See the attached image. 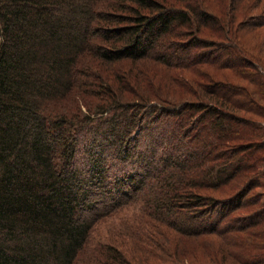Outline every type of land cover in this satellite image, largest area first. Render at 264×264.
Wrapping results in <instances>:
<instances>
[{"label":"trees","instance_id":"16d2710c","mask_svg":"<svg viewBox=\"0 0 264 264\" xmlns=\"http://www.w3.org/2000/svg\"><path fill=\"white\" fill-rule=\"evenodd\" d=\"M249 1L0 0V264H79L77 257L102 216L94 210L100 198L122 201L129 190L132 195L139 192L152 168L149 157L163 164L170 158V162L185 165L194 156L196 150L184 157H171L166 146L172 144L173 136L204 150L210 143L201 139L202 135L215 142L210 149L216 151L212 157L218 163L206 165L198 183L192 184L193 180L190 187L218 189L241 169L256 171L262 157L248 152L246 159L245 150L264 148V62L258 50L253 52L248 47L251 40L258 45L259 35L235 34L239 21V28L248 26L244 30L257 26L246 25L244 20L241 5ZM234 10L243 16L238 22H234ZM212 21L223 30V35L215 36L224 38L227 47L234 50L224 43L214 45L225 55L235 56L242 68L235 69L230 62L217 64L219 69L222 65L233 73L221 75L229 81H215L204 91L199 90L203 100L166 108L158 103L143 104L142 100L149 102V94L138 95L135 86V93L129 90V96L123 90L118 93L125 86L123 79L110 81L104 75V67H113L108 70L110 74L123 62L131 67L143 60L170 66V55L161 49L153 53L152 44L182 27L189 29L188 41L168 45L176 48L175 53L180 49L181 54L190 55L182 57L183 62L202 61L204 53L196 55L192 48L205 45L199 36ZM136 75L139 83L137 71ZM186 82L193 84L191 80ZM128 85L127 89L132 88ZM187 92L192 97V92ZM184 94L183 99L187 98ZM137 98L140 102L130 103ZM188 110L196 112L200 122L204 118L201 123L207 122L208 127L198 124L186 138L189 133L179 116ZM238 110L248 112L250 117L235 115ZM145 115L152 125L159 118L173 119L180 134L167 136L165 127L154 137L149 129L152 126L145 127ZM124 118L129 122L125 130H120L118 121ZM231 125L235 132L231 133ZM136 126L137 134L140 128L149 129L143 143L138 137L129 138ZM161 137L166 145L159 153L153 146ZM231 140L239 143L229 148ZM229 154L241 157L232 165L226 162ZM158 177L163 187L161 209L169 211L174 201L187 199L177 193L166 176ZM250 186L241 185L238 193L221 201L202 195L191 197L203 206L197 218L207 213L206 208L218 209L198 223L190 225L186 219L180 220L186 227L180 232L187 234L188 228L195 227L196 232L213 234L223 222L221 228L227 231L239 226L240 220L248 222L236 227L239 233L263 225L264 204L244 217L232 215L241 208ZM168 187L175 194L167 196ZM148 196L143 195L141 201ZM262 232L264 236V229ZM258 239L253 237L238 246L241 255H247L242 264H264V249ZM104 248V260L90 264H128L113 246ZM226 258L221 264H226Z\"/></svg>","mask_w":264,"mask_h":264},{"label":"rangeland","instance_id":"374dc122","mask_svg":"<svg viewBox=\"0 0 264 264\" xmlns=\"http://www.w3.org/2000/svg\"><path fill=\"white\" fill-rule=\"evenodd\" d=\"M241 6L243 7L242 13L245 15L244 20L246 21V25L254 24L257 26H253V29L251 28L246 30L244 29L248 26H244L245 28H239L240 21L238 22V20H240L243 16L241 13V16L236 14V11L234 10L236 15L234 22H238V30H236L235 34L259 35L258 45L255 43L254 45L251 40L248 47L253 52L258 50L259 55L264 62V26H261L264 24V0H262L260 5L259 0H250L248 3L246 2ZM204 29H206V32L199 36V39L205 40V45L203 46V44H198L201 48H192V51H194L195 54L199 52L204 53L202 61H195L192 63H189V61L183 62L180 59L182 57L187 58L190 55L181 54V52L178 51L180 49H177V53H175L176 48L171 49L170 47L172 46L168 45L171 42L173 44H178L188 41L189 38L187 35H189V29L182 27L173 29L172 34L170 35L157 38L152 44L153 48H155L153 53L161 49L163 50V53H166V56L169 57L170 55V61H172L170 66H158L156 62H152L150 60L146 62L143 60L137 62L131 67L123 62L115 66L114 68L117 69L112 70L110 74H108V70L113 67H104V75L108 76L107 79H110V81H113L112 78L116 79L121 77L125 86L129 83V87L132 85V88L130 89L122 86L119 88L118 93L123 90L124 93L129 96V90H132L135 93V88L133 87L135 86L136 89L138 88V95H150L149 102H143V100L140 102L139 98H137L133 99L130 103H158L162 108H166L167 105H176L177 103L182 104V102H199L200 100H203L200 95L202 94L200 91H204L203 89L205 86H208L215 81H225L227 78L224 80V78H221V75H230L233 73L231 72L232 69L223 68L225 66L222 65L221 69H219L218 67L220 66L217 64L230 62L233 64L235 69L242 68V64L238 62L235 56L232 57V54L225 55L224 53L226 52L221 51L220 48L214 45L216 43H224L226 48H230L231 51L234 50L232 47H227V43L224 38L218 39L215 36L223 35V30L221 28L217 29L214 21H212L209 26H205ZM136 71L139 75V79L141 77L139 83V80H136L135 77L137 76ZM210 76H212V78L207 80ZM129 79H131L132 82ZM186 80L193 81V84L186 82ZM238 82L241 85L245 84L243 80H237V83ZM187 91L192 92V97ZM181 93H185L184 97L187 98H181ZM130 97H133V95ZM204 98L208 99V103L212 102L209 101L210 98H207L206 95ZM262 105L264 106V104ZM162 110L164 111L165 109ZM234 114L240 116L241 118L250 117L248 112L246 113L239 110L235 111ZM149 120L150 119L147 118V115H145L143 118L145 127L152 126L149 127V129L153 130L152 132L154 133V137H156V133H158V131L162 130V128L165 129V127H167V129H165L166 131L164 130L167 136L171 137L172 135L179 133L177 125H174V121L171 118L169 119L166 117V119H156L153 125L149 122ZM179 120L185 125L183 128H185L186 134L187 132L189 133L186 138L191 137L193 134L192 132L195 131L194 128H196L198 124H201L204 129L208 127L207 122H204L203 124L201 123L202 120L200 122V117H198L194 111L188 110V112L182 113L181 116H179ZM118 122L119 129L125 130V124L127 122L126 118L120 119ZM230 127L231 133L235 132L234 126L231 125ZM137 129L138 128L136 126L133 130L134 132L131 133L129 138L133 139L138 137V141L140 140L143 143L149 129L140 128L138 130V134ZM240 129L237 132H240ZM234 136L235 135H233V137ZM161 139L162 137L155 139L154 142H156V145L153 146L154 151L159 153L166 145L164 140L169 138L167 137L166 139ZM201 139L210 143L205 150L201 149L200 145H191L185 141L183 142L182 138L178 139L173 136L172 144H168V146H166L171 157L179 154L184 157L196 150L194 156L187 160V164L178 165L174 163L173 160L170 162L169 158L166 163H164L166 164V168L159 173L161 166L164 165L163 161H160L156 157L153 159L149 157L148 161L152 162V168L151 166L149 167V177L147 180H144V187L141 188L139 192L132 195V192L129 190V192L125 194L122 201H117V199L113 197L112 199H109V197L100 198V201L98 200V203L94 205V210H99L102 216H100L91 228L87 244H85L84 248L77 257V263L90 264L95 260L103 261V253L105 252L104 247L108 246H113L115 248L114 250L118 252L121 259L128 264H221V261L226 258V254L229 255L227 256L228 259L226 258V264H232V261L242 264L247 255H241L242 253L238 251V246L242 245L241 243L243 242H250L253 237L261 238V241L258 239L257 243L261 242L260 247L264 249V236H262L264 224L261 226L255 225L253 228H248L244 231L242 230L240 233L237 232V229L239 228L236 227H239L248 221L240 220L238 222L240 224L239 226L234 228L232 226L227 231H223L221 228L225 226V223L223 222L222 225L218 227V233L216 232L213 234L196 232L195 230L197 229L195 227L188 228L186 232L187 234L180 232L186 228L181 225L180 220L186 219V224L190 225L192 223H198L199 221L201 222V220L207 219V216H213L218 209L214 208L211 210L206 208L204 211L207 213L197 218V215H200L202 212L199 211V209L203 206L199 205V203L195 200V202H193L191 197L193 198L194 196L202 195L214 197L217 198L218 201H221L238 193V188L241 185L246 184L251 185L250 191L242 199L241 208L236 210L234 212L235 214H232L233 217H244L249 214L248 212L257 208L258 205L264 204V148L262 150H245L246 159L248 152H253V155L262 157V161L257 166L255 172L248 171V169H241L239 171L240 173L230 180L226 186L218 189L190 187V185L198 183V176L206 169V165L212 166L211 163H213V161L216 162V157H214V159L212 157L216 151L211 152L212 149H210L215 142H212V138H208V136L202 135ZM238 143V141L233 142L231 140L229 148L233 145L237 146ZM126 144L130 145L131 143L126 142ZM204 157H207V159H204ZM227 157V159L225 158L226 162L232 163L233 165V160L236 161L238 159L237 157H241V154H238L237 156L236 154H229ZM182 160L184 161V159ZM109 162H107V164ZM216 163H218V161ZM247 164H250V162H247ZM167 175H170V177ZM158 176H166L165 179L168 178V183L172 182V186L178 190L177 193L182 196H186L188 200L180 199V201H178L177 199V202L174 201V204L169 211H167V208L161 209L159 199L161 197V193L163 192V187L161 186V182H159ZM192 181L193 183L191 184ZM127 187L129 188L130 186ZM172 193H174V191L168 187V191L165 194L170 196ZM148 194L149 196L145 198L144 202H142L141 199L143 195ZM148 203H150V205L147 206ZM235 224H237V222ZM257 232H260L261 234H256ZM256 251L257 253L260 252V250ZM116 264L118 263L116 262Z\"/></svg>","mask_w":264,"mask_h":264}]
</instances>
